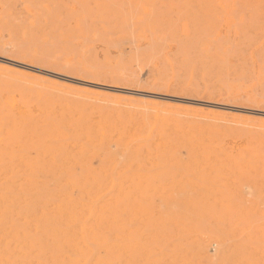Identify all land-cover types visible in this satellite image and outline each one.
Returning <instances> with one entry per match:
<instances>
[{"label":"rangeland","instance_id":"374dc122","mask_svg":"<svg viewBox=\"0 0 264 264\" xmlns=\"http://www.w3.org/2000/svg\"><path fill=\"white\" fill-rule=\"evenodd\" d=\"M221 2L0 0L1 58L125 90L87 92L68 79L0 62V100L19 96L29 106L69 108L87 119L119 115L126 122L134 116L148 129L159 113V128L181 140L194 135L197 146L262 156L264 59L250 53L264 42V0ZM250 22L254 27L245 34ZM105 144L85 160L93 168L117 164L121 264H264V156L239 162L200 153L189 158L183 150L170 160L148 153L133 157L125 147ZM54 145L27 149L44 153ZM71 149L70 142L59 146L60 152ZM37 223L43 221L0 220V264L47 258L32 251L25 261L2 239L19 226L31 239L40 238Z\"/></svg>","mask_w":264,"mask_h":264},{"label":"bare ground","instance_id":"6f19581e","mask_svg":"<svg viewBox=\"0 0 264 264\" xmlns=\"http://www.w3.org/2000/svg\"><path fill=\"white\" fill-rule=\"evenodd\" d=\"M220 1L223 3V0ZM156 13L155 7L149 14L156 18ZM243 27L246 34L254 26L250 22ZM255 56L264 59V42L251 51L250 58ZM0 62L16 71L39 72L40 75H54L57 77L55 79H68L84 87L87 92L92 89H103L108 93L125 91L48 73L6 58L0 57ZM126 92L128 97L134 93L129 90ZM150 96L161 97L151 94L148 98ZM178 101L186 104L196 103L195 100L184 98H179ZM117 105L119 113H122L124 107L120 102ZM210 106L222 108L219 105ZM237 110L246 111L238 108ZM74 113L69 108L55 111L42 105L40 108L37 105L29 106L19 96L10 101L0 100V220L19 219L24 223L43 221L41 225H34L37 232L42 228L40 238L31 239L23 226L17 227L14 235L6 233L2 236L15 251L23 252L25 261L29 254L35 251L37 256L47 253V258L37 261V264H121V198L116 181L117 164L112 165V168L105 165L93 168L85 160L88 155L94 154L97 148H103L106 142L125 147V153H132L133 157L148 153L155 154L158 158L170 159L179 157L183 150L187 151L189 158L199 157L200 153L210 159L228 158L239 162L264 156L252 155L247 151L241 154L235 150L228 152L225 146L220 148V145L216 146L217 148L204 144L197 146L194 144V135L181 140L176 133H167L166 129L159 128V113L156 115V126L149 129L146 124L137 125L134 116L125 122L119 115L115 118L111 115H99L87 119ZM42 142L47 146L51 142L56 145L44 153L27 149L32 144ZM64 142H70L72 149L60 152L59 146ZM107 159L112 160L111 157ZM43 242L49 244L48 249ZM34 244L37 246H33ZM152 256L151 258L154 257Z\"/></svg>","mask_w":264,"mask_h":264}]
</instances>
